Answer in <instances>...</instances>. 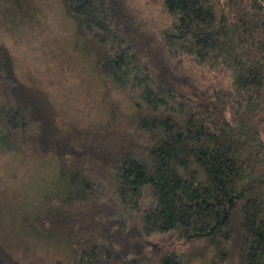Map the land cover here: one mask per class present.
I'll return each instance as SVG.
<instances>
[{
    "label": "trees",
    "instance_id": "16d2710c",
    "mask_svg": "<svg viewBox=\"0 0 264 264\" xmlns=\"http://www.w3.org/2000/svg\"><path fill=\"white\" fill-rule=\"evenodd\" d=\"M62 1L127 106L65 128L0 43V154L58 164L34 206L42 225L72 264H187L209 248L214 264H264V0H157L171 17L161 29L133 0ZM187 62L230 81L203 86ZM166 235L196 252L154 242ZM0 264H21L1 242Z\"/></svg>",
    "mask_w": 264,
    "mask_h": 264
},
{
    "label": "rangeland",
    "instance_id": "374dc122",
    "mask_svg": "<svg viewBox=\"0 0 264 264\" xmlns=\"http://www.w3.org/2000/svg\"><path fill=\"white\" fill-rule=\"evenodd\" d=\"M133 5L149 27L170 24L160 1L133 0ZM0 43L13 54L20 78L48 92L65 128L104 124L111 102L121 109L127 106L122 97L108 96L94 57L83 50V40L62 0H0ZM186 66L203 86L220 89L230 81L229 75H215L190 62ZM57 172L53 155L0 154V242L21 264L73 263L72 247L47 230L43 216L34 210ZM155 241L172 250L196 252L175 235ZM213 254L209 248L204 257L193 256L187 264H214Z\"/></svg>",
    "mask_w": 264,
    "mask_h": 264
}]
</instances>
